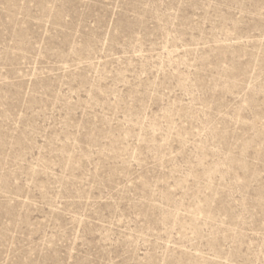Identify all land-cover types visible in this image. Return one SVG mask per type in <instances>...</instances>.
<instances>
[{
    "label": "rangeland",
    "instance_id": "obj_1",
    "mask_svg": "<svg viewBox=\"0 0 264 264\" xmlns=\"http://www.w3.org/2000/svg\"><path fill=\"white\" fill-rule=\"evenodd\" d=\"M0 264H264V0H0Z\"/></svg>",
    "mask_w": 264,
    "mask_h": 264
}]
</instances>
